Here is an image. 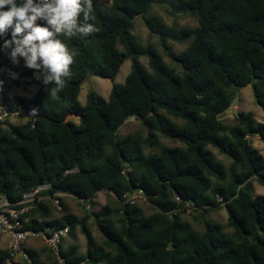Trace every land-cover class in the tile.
<instances>
[{
	"label": "trees",
	"instance_id": "trees-1",
	"mask_svg": "<svg viewBox=\"0 0 264 264\" xmlns=\"http://www.w3.org/2000/svg\"><path fill=\"white\" fill-rule=\"evenodd\" d=\"M93 3L89 22L99 31L63 38L79 54L58 98L47 93L32 71L11 65L0 54V67L18 74L13 80L0 74V92L10 108L21 106L23 115L34 119L33 128L31 119L0 125V197L15 203L24 193L50 185L20 222L24 230L47 236L65 226L68 234L79 227L85 254L74 246L59 249L65 264H264V196L255 194L252 185L255 179L264 186V157L250 141L258 136L264 142V124L251 112H239L230 126L222 123L245 86H251L264 112V0ZM162 5L169 6L170 15L195 18L197 26L176 30L159 17L145 16ZM138 17L181 74L151 44L136 41L131 31ZM188 40L178 54L170 46V41ZM125 60L131 61L125 82L113 85L107 99L90 92L81 105L78 95L86 78L113 81ZM28 84L37 87L31 97H7ZM130 119L140 123L145 135H111ZM159 136L177 145H162ZM210 147L229 160L227 167ZM138 190L154 209L148 216L136 204L122 203L124 193ZM99 192L112 196L116 206L106 204L92 212ZM55 194L82 200L89 210L78 218L62 197L56 210L51 203ZM187 206L197 213L203 231L182 219ZM221 208L226 226L205 218ZM89 219L101 234V244L88 227ZM24 252L31 264H58L50 248L45 260L33 250ZM7 260L17 264L9 250H0V264Z\"/></svg>",
	"mask_w": 264,
	"mask_h": 264
},
{
	"label": "rangeland",
	"instance_id": "rangeland-1",
	"mask_svg": "<svg viewBox=\"0 0 264 264\" xmlns=\"http://www.w3.org/2000/svg\"><path fill=\"white\" fill-rule=\"evenodd\" d=\"M178 1L179 0H168L169 5L173 3L176 4ZM98 2L102 7H106L110 4V0H98ZM168 8H169L168 5L153 6L150 12H148L145 16L159 17L164 24H166L167 26H171L176 30H181L184 28H194L197 26V21L195 18L190 17L189 15H179V14L170 15L168 13ZM131 33L135 37L136 41L142 44L143 46L147 44H151L161 54L164 62L169 67H173L176 70L177 74H181L180 67L164 55L162 48L159 45V41L157 37L148 31L141 17H138L134 20L133 29ZM189 41L190 40L183 43H175L170 41V46L172 50L178 54L187 47ZM139 61L143 65L147 66V59L145 57H140ZM130 69H131V61L125 60L122 63L119 72L113 81L102 79L96 76H88L81 86V90L78 95V101L80 102L81 105H84L86 102L87 95L90 92H95L100 97L107 99L111 87L115 84L117 85L123 84L125 82L126 77L130 73ZM36 91H37V87L35 85L28 84L24 87L12 89L7 94V97L13 98L14 96H19V97L28 98L31 97ZM239 112H245V113L251 112L254 115V119L258 123L264 124V112L257 105L256 98L251 86H245L237 91L234 101L222 116V123L226 126L232 125L234 123V118ZM29 120H30L29 117L22 115L18 119L8 122L12 124H24ZM133 133H141L142 135H145L146 133V131L143 129L140 123L134 119H130L118 131H116V134H118L120 137ZM159 141L162 145L165 146L177 145V143L176 144L172 143L162 136H159ZM250 141L252 147L257 149L264 157V142H262L257 136L252 137ZM210 150L217 161L222 163L225 167L229 165V160L225 156L219 154L218 151L215 150L214 148L210 147ZM252 185H253V192L255 194L264 196V186H261L255 179L252 181ZM61 201L67 207L69 213L75 215L78 218L83 217L86 214L85 213L86 210H89V208H86L85 205H82L80 201H78L73 197L63 196ZM51 203L56 210H60V206L54 205L53 201H51ZM106 204L110 205L111 207L116 206L115 200L112 196L107 195L104 192H99L95 197L94 205L91 207V211L95 212ZM135 204L140 208L143 216H148L154 212L153 207L143 197L137 200ZM57 214H58L57 211L56 212L53 211L54 217L57 216ZM196 215L197 213L194 212L190 206H187V210L182 215V219L190 223L195 230L201 232L203 231V227L202 224L199 222V220L195 218ZM205 218L209 221L221 224L223 226H226L227 224V214L224 208L216 209L214 211L208 212L207 214H205ZM88 227L92 232V235L97 241V243L101 244L103 242V239L101 237L100 232L97 230L95 224L93 223L92 219H89ZM226 231L229 230L226 228ZM9 243H10L9 236L6 235L2 236L0 238V250H8ZM59 246L61 250H65L67 247L74 246L77 248L78 254H82V255L85 254L86 241L84 236L80 232V228L75 227L70 234L63 237L62 240L59 242ZM22 249L33 250V251L36 250V252L39 253L40 257L43 260H45L48 257V252H47L48 246L40 235L26 237V239L22 243ZM13 262L17 264H26L27 259L24 258L23 253L18 252L17 254H15V256H13Z\"/></svg>",
	"mask_w": 264,
	"mask_h": 264
},
{
	"label": "clouds",
	"instance_id": "clouds-1",
	"mask_svg": "<svg viewBox=\"0 0 264 264\" xmlns=\"http://www.w3.org/2000/svg\"><path fill=\"white\" fill-rule=\"evenodd\" d=\"M93 12V0H0V54L11 65L32 71L47 93L58 98L79 54L63 38L97 33L99 29L89 22ZM0 74L18 78L7 67H0ZM3 85L0 79V90ZM31 115L36 116L37 110Z\"/></svg>",
	"mask_w": 264,
	"mask_h": 264
},
{
	"label": "built area",
	"instance_id": "built-area-1",
	"mask_svg": "<svg viewBox=\"0 0 264 264\" xmlns=\"http://www.w3.org/2000/svg\"><path fill=\"white\" fill-rule=\"evenodd\" d=\"M24 114V109L21 106L16 108H10L7 105L4 95L0 92V125H3L6 121H12L18 119ZM31 119L30 127L33 128L34 119ZM50 188L49 184H42L29 192L23 194L22 198L15 203L9 202L5 196L0 197V238L4 235L9 236V253L13 257L18 252L24 254V258L27 259L26 264H31V261L22 249V243L28 236H41L48 248L57 256L58 264H65L63 259L59 256V242L63 237L69 233V227L65 226L50 236H47L44 232H34L32 230H24L20 222V217L31 208L35 201H39L42 198L38 197L43 192L48 191ZM61 195L55 194L52 198L54 205L59 206V198ZM141 191L130 192L127 191L122 196V203L127 205H133L142 198ZM144 198V197H143ZM218 202H222L221 198H218ZM80 203L84 205V202L80 200ZM89 208V206H85ZM6 264H13L10 260L6 261Z\"/></svg>",
	"mask_w": 264,
	"mask_h": 264
},
{
	"label": "water",
	"instance_id": "water-1",
	"mask_svg": "<svg viewBox=\"0 0 264 264\" xmlns=\"http://www.w3.org/2000/svg\"><path fill=\"white\" fill-rule=\"evenodd\" d=\"M116 131H117L116 128H114V129L112 130L111 135H112L113 137L115 136ZM182 205H183V203H180V204H179V208H181Z\"/></svg>",
	"mask_w": 264,
	"mask_h": 264
},
{
	"label": "crops",
	"instance_id": "crops-1",
	"mask_svg": "<svg viewBox=\"0 0 264 264\" xmlns=\"http://www.w3.org/2000/svg\"><path fill=\"white\" fill-rule=\"evenodd\" d=\"M258 137V136H257ZM35 252H36V250H35Z\"/></svg>",
	"mask_w": 264,
	"mask_h": 264
}]
</instances>
